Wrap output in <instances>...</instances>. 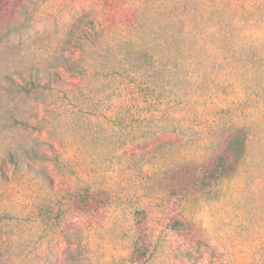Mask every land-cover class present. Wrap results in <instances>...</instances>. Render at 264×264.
<instances>
[{
	"label": "rangeland",
	"instance_id": "1",
	"mask_svg": "<svg viewBox=\"0 0 264 264\" xmlns=\"http://www.w3.org/2000/svg\"><path fill=\"white\" fill-rule=\"evenodd\" d=\"M138 7L159 8L158 20L188 35L179 38L181 76L157 89L133 76L108 100L92 77L69 70L78 53L58 55L64 64L42 73L41 89L22 102L41 129L0 128V264H264V0H0V35L3 20L31 14L28 49L43 55L77 14L130 32L145 18ZM82 92L86 103L76 99ZM238 126L250 135L235 173L188 192L189 160L206 158L217 136ZM84 185L112 202L71 206L46 227L39 206ZM139 208L151 243L147 259L132 262ZM175 220L187 227L173 229Z\"/></svg>",
	"mask_w": 264,
	"mask_h": 264
},
{
	"label": "trees",
	"instance_id": "2",
	"mask_svg": "<svg viewBox=\"0 0 264 264\" xmlns=\"http://www.w3.org/2000/svg\"><path fill=\"white\" fill-rule=\"evenodd\" d=\"M139 7L137 9L139 17L142 15L141 17L145 18L142 24H134L130 32L124 30L122 25L108 27L102 23L98 24L86 13L77 14L72 22L63 25L62 31L52 44L54 46L46 47L43 55L36 56L28 49L34 42L30 40L31 37L28 38V35H31L28 29L36 22L34 16L30 14L22 22L13 19L3 20L6 32L4 36L0 35V101L3 102H1L5 107L3 113L8 115V119L5 122L0 121V128L8 125L10 132L16 129H41V126L37 125L38 122L32 123L30 115L28 117L26 112L22 111V106L26 105L22 102L33 91L41 89L42 73L50 74L52 67L58 68L64 64V61L59 62L60 58L64 60L62 51L78 53L69 70L79 76L92 77L95 83L101 86L100 92L104 99L108 100L112 98L121 81L133 76L155 89L162 88L167 80L169 82L170 76L175 78L178 74L180 77L183 63L180 55L183 54L184 47L179 38L188 35L183 28L180 31L173 30L169 17L158 20L156 16L160 13L159 8ZM134 12L136 13V9ZM15 36L17 37L14 38ZM58 55L61 57L58 58ZM55 59L57 64H52ZM50 80L58 84L62 78L54 73ZM43 90L49 94L53 89L49 85V89L43 88L42 92ZM67 97L70 98L68 95ZM71 98L74 99L73 93ZM76 99L82 103L89 100L83 92L76 96ZM158 102H163L161 95L158 96ZM165 116L167 115L161 118L164 119ZM147 120L150 121L149 118ZM115 121L119 125H124L125 117L119 116ZM139 121L144 126V118ZM249 135L250 129L238 126L223 137L218 135V141L211 147L206 158L190 159L191 172L183 185L187 186V191L203 190L233 175L245 158ZM8 156L12 164L20 168L16 162V152L12 151ZM175 192L173 190L172 193ZM111 202L109 197L98 199L91 185L79 188L68 186L65 193L56 201L39 206L38 217H41L46 227L53 229L62 223L67 209L71 206L80 210H90L109 205ZM147 216L148 212L146 213L144 208L134 212V238L129 253L132 262L145 261L148 257L151 234L148 231ZM186 227L181 220L172 223L175 230H184Z\"/></svg>",
	"mask_w": 264,
	"mask_h": 264
}]
</instances>
